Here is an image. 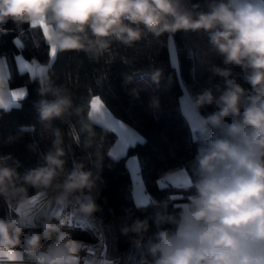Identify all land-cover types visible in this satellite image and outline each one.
<instances>
[{
	"label": "clouds",
	"instance_id": "obj_1",
	"mask_svg": "<svg viewBox=\"0 0 264 264\" xmlns=\"http://www.w3.org/2000/svg\"><path fill=\"white\" fill-rule=\"evenodd\" d=\"M9 22L47 26L45 39L56 53L83 51L92 60L110 53L113 42L133 47L149 34L203 33L208 49L199 58L218 83L187 93L188 108L199 117V143L178 171L188 173L182 187L190 194L179 209L152 197L136 200L137 209L153 212L126 216L119 232L140 251L137 264H264V0H205L202 9L189 0H0V24ZM209 54L221 63L206 60ZM162 71L153 70L154 84ZM35 82L39 121L53 139L23 173L0 158V201L14 209L0 216V264H10L9 252L32 264H78L69 244L79 242L64 219L34 207L29 188L82 221L102 211L100 174L79 160L67 166L64 133L53 122H74L90 147L96 128L111 130L110 113L75 106L71 91L47 71ZM160 107V96L152 94L149 108ZM176 172L163 173L157 186L166 187Z\"/></svg>",
	"mask_w": 264,
	"mask_h": 264
},
{
	"label": "trees",
	"instance_id": "obj_2",
	"mask_svg": "<svg viewBox=\"0 0 264 264\" xmlns=\"http://www.w3.org/2000/svg\"><path fill=\"white\" fill-rule=\"evenodd\" d=\"M189 4L203 8L205 0H189ZM35 34L37 42H32ZM21 37L23 47L15 44ZM173 38L178 64L170 62L168 40ZM207 37L203 33H165L160 37L151 34L136 42L133 47L113 42L110 53L92 60L83 51L57 52L49 63V45L42 32L35 33L28 25L22 28L12 23L0 24V56L9 58L11 88L25 87L27 95L8 108L0 107V158L18 166L23 173L34 167L41 156L51 147L53 137L39 121L35 107L38 100L35 80L40 75L17 69L15 55L49 65L47 72L57 84L66 86L72 93L75 106L87 112L91 98L99 96L107 110L129 128L138 132L141 139L129 145L123 156L109 155L116 139L114 131L101 132L90 147L84 146V137L79 134L74 122L54 121L64 133L67 166L73 160L84 162L86 168L101 176L100 191L96 194L101 205V216L107 242L106 261L113 264H137L140 251L132 248L119 232L122 219L128 215L144 218L153 212L151 207L137 209L133 199V182L126 159L135 156L139 175L148 197L168 201L170 208L179 209L190 192L182 186L168 184L157 186L161 175L177 168H186L198 147L196 129L191 132L189 122L179 105L183 90L198 91L202 87H214L218 81L207 70V64L199 58L201 50L207 51ZM220 64L219 58L209 54L205 57ZM163 69L159 85L152 82L154 69ZM239 72V68L234 69ZM243 84V81H240ZM245 88L248 85L243 84ZM152 94L161 100L159 111L149 108ZM212 111L211 108L204 113ZM75 118H73L74 121ZM190 171V170H189ZM38 193L29 188V196ZM8 212V205L0 201V216ZM72 240L89 239V234L78 228H66ZM151 228L145 241L151 237ZM43 243V242H42Z\"/></svg>",
	"mask_w": 264,
	"mask_h": 264
},
{
	"label": "snow or ice",
	"instance_id": "obj_3",
	"mask_svg": "<svg viewBox=\"0 0 264 264\" xmlns=\"http://www.w3.org/2000/svg\"><path fill=\"white\" fill-rule=\"evenodd\" d=\"M41 27L43 30V35L47 36L48 35L47 26L42 25ZM49 40H50V37H49ZM15 44L20 46V47H23L21 40L19 38H17L15 40ZM172 51H173V62H175V49L173 48ZM50 54L52 57H55L56 50H55L54 46L51 47ZM16 59H17L18 64L20 65V71L22 73L27 71V72H31L34 76L35 75L42 76L44 74V72L46 71V67L38 64L35 60H33L31 63H28L23 59V57H17ZM2 65H3V62L0 61V88L3 87V67H2ZM10 95L13 98V100L18 101V100H22L27 95V92L25 89H20L18 91L11 92ZM103 107H104V105L98 97L92 100L91 109L93 112H96L98 109H101ZM116 125H117V127L115 130L119 132V144H118L117 150L114 151L113 153H111V155H116L117 153L123 154L125 147L128 143V140L126 139V134L128 133V129L126 128V126L123 123L116 122ZM134 164H135V159L129 161L130 166H134ZM136 171H138V168H134V174ZM161 186L162 187L164 186L163 182H161ZM136 200L138 203H142V202H145L147 200V196L143 194V187L141 184H139V182H138V186H137ZM33 204L34 205L36 204L35 200H33ZM64 223H65V221H64ZM68 223H69V226H71V221H69ZM84 224H85V222L81 221L78 226H84ZM89 226L93 227L91 225H89ZM69 247L72 248V250L74 252H77L78 249H80L82 247H87V246L79 244V243H70ZM88 251L91 252L92 249L89 248ZM7 255L10 258L11 262H15V261L21 260L23 258V255L21 253H17V252H9V253H7ZM88 262L89 261H85V264H88ZM102 264H106V261L102 262Z\"/></svg>",
	"mask_w": 264,
	"mask_h": 264
},
{
	"label": "rangeland",
	"instance_id": "obj_4",
	"mask_svg": "<svg viewBox=\"0 0 264 264\" xmlns=\"http://www.w3.org/2000/svg\"><path fill=\"white\" fill-rule=\"evenodd\" d=\"M31 29H32V31H33L34 33H35L36 30H37V31L40 30V31L42 32V35H43V30H42L41 27H35V28H31ZM17 38H18V37H17ZM17 38H16V39H17ZM43 38H44V40L46 41L44 35H43ZM19 39L21 40L20 37H19ZM32 42H34V43L37 42V39H36V37H35V34L32 35ZM48 45H49V44H48ZM168 48H169L170 62H171L173 65H177V64H178L177 53H176L175 43H174V40H173L172 36L169 37V40H168ZM173 48L175 49V62H173V51H172ZM50 50H51V46L49 45V61H48L49 63L54 59V57H52L51 54H50ZM18 57H23V56L18 55ZM23 59H24L26 62L31 63V61H29L28 59H26V58H24V57H23ZM42 65H43L44 67H46V70H47V68H48V63H47V64H44V63H43ZM19 68H20V65H19ZM29 74H30L31 76H34L31 72H29ZM187 93H188V91H187L186 89H184L183 92H182V94L179 96V105H180V107H181L183 113L185 114V116H186L188 122L191 123V125H192V129H191V128H190V129H191V132L194 134V130L196 129V125H197V121H198L199 117L196 115V113H195L194 111H191V110L188 108V105H187ZM97 97L101 100V98H100L99 96H94V97H92V98H91V101H90V105H89V110L91 109V102H92V100L95 99V98H97ZM101 102L103 103L102 100H101ZM103 105H104V103H103ZM104 107H105V105H104ZM105 110H106L108 113H110V112L107 110L106 107H105ZM110 119H111V122H112V127H111V128H112V129L115 131V133H116V139H115V142L113 143V145L110 147V149H109V153H113L114 151H116L117 148H118V144H119V132L115 130L116 127H117L116 122L123 123V124L126 126V128L128 129V132H129V131H132V133H131L129 136H128V133L126 134V138H127V140H128V143H127V145H126V147H125L124 153H123V154H119V153H117L116 155H111V156H113V157H118V156H120V155H124V154L126 153L129 144H134V143L138 142V141H137V135H138V132H136V131H134V130H131V129H130V128H129L124 122H122L121 120L117 119V118H116L115 116H113L111 113H110ZM130 157H132V156H130ZM133 157H134V156H133ZM131 160H132V158H128V162L131 161ZM137 163H138V162H137ZM130 168H131L132 178L134 179V182H135V189H137L138 182H139V184H141V185L143 186V181H142L140 175H139L138 173H137V174H136V173L134 174V167H133V166H131ZM55 207H56V206H55L54 204H51L50 210L52 211ZM57 210H58V212L63 211V209H61V211H60V208H58V207H57ZM64 210H65L67 213L70 212V210H68V209H64ZM9 211H14V209H13L11 206H8V212H9ZM70 213H71V212H70ZM66 228H69V227L66 226ZM74 228H75V227H73L72 229H74ZM70 229H71V228H70ZM74 241H77V240H74ZM19 264H29V263H27V262H22V263H19Z\"/></svg>",
	"mask_w": 264,
	"mask_h": 264
},
{
	"label": "crops",
	"instance_id": "obj_5",
	"mask_svg": "<svg viewBox=\"0 0 264 264\" xmlns=\"http://www.w3.org/2000/svg\"><path fill=\"white\" fill-rule=\"evenodd\" d=\"M20 37V36H19ZM18 37V38H19ZM21 38V37H20ZM21 43H22V40H21ZM18 55L19 54H17V55H15V57H14V59H15V63H16V67H17V69L20 71V68H19V64H18V62H17V57H18ZM33 60H35L38 64H40V65H42V63H40V62H38L35 58H32V59H30L29 61H33ZM0 61H2L3 62V65H2V67H3V87L2 88H0V107H4V108H8L9 106H11L12 104H15V103H17L18 101H16V100H13V98L11 97V95H10V93L11 92H13V91H18V90H20V89H25V87H16V88H11L10 86H9V84H8V79H9V75H10V65H9V58L8 57H6V56H0ZM43 66V65H42ZM48 67H49V65H48ZM48 69V68H47ZM47 71V70H46ZM26 90V89H25ZM131 129V128H130ZM111 130L112 131H114L112 128H111ZM132 130V129H131ZM135 131V130H134ZM115 132V131H114ZM132 133V131H129L128 132V136L130 135ZM116 134V133H115ZM127 139V138H126ZM141 139V136L138 134L137 135V141H139ZM129 145H132V144H129ZM120 156H123V155H120ZM128 158H132V160H133V158H135V164H134V168H138V171H136L135 173L137 174H139V165H138V161H137V158L134 156H132V157H127V159H126V163H127V166H128V168H129V171H130V174H131V178H132V173H131V166L129 165V162H128ZM181 168H184V167H181ZM181 168H177V169H175V170H177V172H176V175L175 176H173L172 178H171V183H167V185L168 184H172V185H174V186H183L184 185V183L186 182V180H187V175H188V173H185V172H180V171H178L179 169H181ZM132 182H133V189H132V194H133V199H134V201H136V192H137V189H135V182H134V179L132 178ZM143 187V194L144 195H146L147 197H148V195H147V193H146V191L144 190V186H142ZM162 187V186H161ZM184 204V203H183ZM182 204V205H183ZM76 255H77V253H76ZM22 262H27V263H29V264H32V262L30 261V260H26L24 257L21 259V260H19V263H22ZM10 264H16V262H10Z\"/></svg>",
	"mask_w": 264,
	"mask_h": 264
},
{
	"label": "built area",
	"instance_id": "obj_6",
	"mask_svg": "<svg viewBox=\"0 0 264 264\" xmlns=\"http://www.w3.org/2000/svg\"><path fill=\"white\" fill-rule=\"evenodd\" d=\"M68 216V221L73 218V215L69 212H65ZM96 223L93 227H85V226H73L74 221L71 222V226L69 223L65 224L69 228H78L86 231L89 234V239H80L77 240L79 244L85 245L87 247H82L77 251L78 264H85V261H91L93 264H102V262L106 261L107 257V242L106 236L104 232V225L99 213H96L95 216ZM65 219V218H64ZM79 225V223H77ZM91 248L92 251L89 252L88 249Z\"/></svg>",
	"mask_w": 264,
	"mask_h": 264
},
{
	"label": "bare ground",
	"instance_id": "obj_7",
	"mask_svg": "<svg viewBox=\"0 0 264 264\" xmlns=\"http://www.w3.org/2000/svg\"><path fill=\"white\" fill-rule=\"evenodd\" d=\"M33 198V200L36 201V204L34 205V207L36 208H45L47 209L48 211L50 212H53L55 215L61 217L62 219H64L65 221V224H67L69 221H68V216L67 214L65 213L66 211L63 209V211H61L62 208H60V211L61 212H58L57 210V207H55L52 211L50 210V207H51V202L48 200L47 196L44 194V193H36L34 195L31 196ZM70 221H74V223L72 224L73 226L77 225V223H80L82 220L76 216L73 215V218L70 219ZM85 222L84 226L85 227H90L89 225L93 226L95 225L96 223V218H92L90 220H87V221H83Z\"/></svg>",
	"mask_w": 264,
	"mask_h": 264
}]
</instances>
